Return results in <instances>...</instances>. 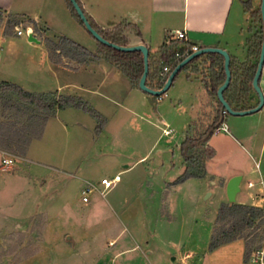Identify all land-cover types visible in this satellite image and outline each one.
<instances>
[{
  "label": "rangeland",
  "instance_id": "obj_1",
  "mask_svg": "<svg viewBox=\"0 0 264 264\" xmlns=\"http://www.w3.org/2000/svg\"><path fill=\"white\" fill-rule=\"evenodd\" d=\"M259 3L251 4L252 10ZM16 5L28 11L48 6L47 17L57 18L62 31L75 42L90 50L97 47L85 27L74 21L65 0H17ZM242 8L233 5L228 27L232 31L242 29L236 46L243 50L242 60H246L248 40H253L261 25L258 15L252 17ZM10 22L17 23L12 27ZM28 26L42 42L45 37H61L31 24L27 17L3 12L0 81L23 84L26 90L46 97L57 96L55 88L42 86L50 79L45 68L27 61L28 57L40 60L44 44L32 49L26 35L17 34L16 28L24 31ZM184 73L182 70L178 77ZM66 79L81 82L87 89L101 81L86 75ZM171 92L134 115L123 113L100 95L85 92L83 99L107 117L99 133L96 119L80 109L68 107L44 117L16 96L0 93V121H16L28 141L23 154L16 146L0 153V264H165L172 255L178 259L189 255L185 259L189 264H245V255L264 245V208L253 199L261 186L260 177L249 173L254 164L245 157L248 152L259 157L264 187V111L227 113L224 121L228 131L213 135L209 143L214 149L208 160L209 171L215 176L191 177L173 184L184 169L180 142L209 125L218 105L209 97L211 111L196 119L186 135L191 102L184 99L177 105ZM257 102L252 93L249 103ZM159 103L165 112L175 104L168 117L173 128L170 134H164L165 126L153 108ZM4 157L14 159L8 169L1 167ZM238 168L247 171L245 183H256L248 188L242 182L239 198L248 206L261 208L263 214L241 237L209 250L212 233L222 225L215 222L217 210L221 203H229L225 182L219 176ZM115 174L120 175L121 182L104 198L95 195L94 202L81 200L84 180L97 181Z\"/></svg>",
  "mask_w": 264,
  "mask_h": 264
},
{
  "label": "crops",
  "instance_id": "obj_2",
  "mask_svg": "<svg viewBox=\"0 0 264 264\" xmlns=\"http://www.w3.org/2000/svg\"><path fill=\"white\" fill-rule=\"evenodd\" d=\"M245 1L246 0H79L85 14L101 29H110L121 21L134 24L139 33L133 28H129L123 33L128 39L129 45L145 44L148 47L149 53L154 56H157L158 48L170 40V32L180 30L184 31L186 41H189L192 45H197L198 48L207 46L224 48L229 53L230 57L233 56L240 62L244 61L242 60L244 53L241 48L236 46V43L242 35V29L238 27V29H233V31L232 29L230 30L228 27V20L233 5H238L239 8H242V4ZM250 1L251 4H253L258 0ZM16 4L17 0H0V9L5 13H14L27 17L33 21L31 24L36 25L38 28L45 29L46 32H49L53 36H65L72 39L66 31H62L63 29L57 18L47 17L46 12L48 6L45 8L41 7L38 9L39 11H28L25 8H19ZM74 21L78 23L75 19ZM32 34L33 37L39 40V42L28 40V34L25 33L26 42L32 45V49L37 50L36 44L42 45L43 42L33 31ZM95 50L96 46L90 51L94 53ZM104 60L105 59L102 57L98 58L92 56L85 63H77L74 60H70L71 62L65 60L63 64L53 63L49 60L46 48L43 44V52L40 56V60L37 61L34 58L28 57L27 61L28 63L34 64L39 69H41V67H43V69L45 68L50 79L48 82L43 83L44 85L42 86H46V88H55L54 91L58 95H74L80 96L83 99L86 98L84 95L85 92H91L93 95H100V97L106 101L115 103L118 109L120 108L123 113H130L132 115L136 114L139 108H148V104L150 107V94L132 86L129 80L113 64L110 62L108 63L107 60H105L107 61L105 62ZM199 62L200 60H198V63ZM190 68L182 69L185 70V73L181 78L178 77V74L182 71L180 70L166 90V92L172 91L171 96L177 105H180L184 99L190 100L191 102L190 106L192 109V115L187 118L190 119V121L185 123L187 127L186 135L189 134V130L191 129V126H193L192 123L196 121V119L202 117V115H208L212 108V103H208V99L211 96L208 94L202 81L203 73L193 72ZM73 75H86L89 78L96 77V80L101 78V81L99 80L96 85L97 87L87 89V87L81 82L79 83L77 81L66 79V77H73ZM122 75L128 82H126ZM62 76L65 78L63 79L64 81H61ZM18 85L24 88L23 84L18 83ZM259 85L264 94V65ZM166 92L162 95V100L164 99L163 97H165ZM161 99H157L158 102ZM116 101H119L120 103H117ZM162 106L163 103H159L155 110L158 111L157 114L160 122L165 126L163 130L168 131V133L164 134H170L173 131V128L169 125L170 122L168 121V117L171 116L170 114L175 110V104H172L170 111L168 110L166 112L163 111ZM59 111L62 110H57L56 115ZM259 111H264V104ZM223 124H225V121ZM221 131L223 130H220L213 135L219 134ZM227 131L228 130L223 132ZM199 132L200 131H198V133ZM196 133L197 132L193 131V135H196ZM244 138L250 140L248 135H245ZM210 140L211 138L209 139L208 144L210 143ZM3 152L5 151L0 149V153ZM243 154L245 155L244 152ZM245 157H247L248 160H252L254 164V167L250 169L249 173L256 172L261 178L260 166L258 169L255 166L256 163H259V157L251 156L249 152L246 153ZM205 169L204 178L215 176L209 171L208 160L205 163ZM244 172L247 171L238 168L232 171L231 174L227 176L221 175L219 178L222 179L226 185V182L230 177L240 174L242 176V182L245 185ZM207 175L208 177H205ZM86 181L87 180H84L82 185H84ZM120 182L121 179L117 185H119ZM242 182L241 184H243ZM125 183V185L128 184L127 182ZM239 195L240 194L236 195L237 203L248 204V202L242 201L241 198H239ZM93 199L95 198L93 197L91 202H94ZM174 258L177 257L172 255L169 260Z\"/></svg>",
  "mask_w": 264,
  "mask_h": 264
},
{
  "label": "trees",
  "instance_id": "obj_3",
  "mask_svg": "<svg viewBox=\"0 0 264 264\" xmlns=\"http://www.w3.org/2000/svg\"><path fill=\"white\" fill-rule=\"evenodd\" d=\"M65 1L74 19L84 26L70 0ZM76 1L82 8L79 0ZM243 7L245 11H250L252 17L259 16L261 26L259 32L253 34V40H248L247 59L237 62L235 57H230L229 68L231 71V80L229 85L224 89L223 95L235 110H245L255 106L250 104L249 101L251 100L252 93H255L257 96L252 85V80L257 68L263 40L261 0L256 10H252L250 0L243 2ZM86 17L91 26L105 39L118 45H129L128 39L123 35L125 30L133 28L139 33L134 24L125 21L119 22L110 29H101L89 16L86 15ZM2 19L3 11L0 9V22ZM28 21L33 23L30 19ZM16 23L10 22V26L13 27ZM96 41L97 47L95 52L92 53L85 46L65 36H61L59 40H54V38L50 37L43 39L48 58L51 62L60 64L66 58L67 60H74L77 63H85L92 56L102 57L113 64L129 80L132 86L139 88V80L144 68L142 53L137 50H117L98 40ZM192 52V44L189 41L170 39L158 48L157 56L149 53L146 85L154 90L160 89L173 68ZM251 58L255 60L250 61ZM198 60H200L199 63ZM223 62L224 58L222 55L216 52H207L193 58L180 69H188L191 67V71L203 73L202 81L204 87L208 94L216 99L218 108L209 125L196 135L186 136L180 143V153L184 169L172 182L173 184L181 183L191 177H203L206 171L205 163L214 155V149L208 144V141L216 133L217 128L224 123V117L227 114V112L223 111L221 102L217 98V89L225 79ZM165 67L167 68L166 70H164ZM0 93L16 96L21 103L35 108L44 117L54 116L57 110L72 107L80 109L96 119V132H101L106 125V117L90 106L86 100L78 96L59 94L53 97H46L41 93L30 92L20 85L9 81H0ZM150 98L151 103L157 104L159 96L150 94ZM153 108L156 109V106H153ZM27 142L24 129L20 128L16 121L12 119L0 121V149L12 150L10 147L16 146L17 151L23 154ZM262 214L263 210L257 206H248L247 204L237 202L221 203L217 210L215 222L218 225H222L212 233L208 244L209 250H213L224 243L232 241L236 237H241L244 230L250 227L254 220ZM245 256L247 257V254Z\"/></svg>",
  "mask_w": 264,
  "mask_h": 264
},
{
  "label": "water",
  "instance_id": "obj_4",
  "mask_svg": "<svg viewBox=\"0 0 264 264\" xmlns=\"http://www.w3.org/2000/svg\"><path fill=\"white\" fill-rule=\"evenodd\" d=\"M70 2L72 3L73 7L77 11V14L79 15L81 21L83 22L86 30L96 40H98L99 42H101L105 45L111 46L117 50H121V51H136L137 50V51H140L142 53L144 68H143V73H142L140 80H139V88L142 91H144L148 94H151V95H155V96L162 95L163 93L166 92V90L170 86L175 75L179 72V70L186 63H188L193 58H195L201 54H204L207 52H216V53L222 55L224 58L223 66H224V71H225V79H224L223 83L217 89V98L221 102V106L225 110V112H227L229 114H233V115H246L249 113L256 112L262 108V106L264 104V94H263V91L259 85V79H260L262 68L264 65V0H261V16H262V20H263V40H262L260 55H259V59H258V63H257V68H256V71L254 73L253 80H252L253 88L258 95V103L254 107L249 108V109H245V110L233 109L230 106V104L226 101V99L224 98L223 91L229 85V82L231 80V71L229 68L230 55L227 52V50H225L224 48L207 46V47L199 48L196 51H193L191 54H189L187 57H185L182 61H180L173 68V70L168 75L164 85L160 89L154 90V89L149 88L146 85V77H147L148 68H149V64H148L149 50H148V47L145 44H133V45L123 46V45H118L114 42H111V41L105 39L98 31H96L91 26L90 22L88 21L86 15H85L84 11L82 10V8L80 7L79 3L76 0H70ZM28 40L39 42L38 39L33 37V34L31 32L28 33ZM241 182H242V176L240 174H237V175L230 177L228 179V181L226 182L225 193H226L227 201L229 203H234L236 201V195L241 189ZM67 238H69V236Z\"/></svg>",
  "mask_w": 264,
  "mask_h": 264
},
{
  "label": "built area",
  "instance_id": "obj_5",
  "mask_svg": "<svg viewBox=\"0 0 264 264\" xmlns=\"http://www.w3.org/2000/svg\"><path fill=\"white\" fill-rule=\"evenodd\" d=\"M16 32L18 35L22 34H28L29 32L32 33V29L30 27H27L24 31L21 29L16 28ZM170 39H179V40H185L186 41V36L184 31L180 30H174L170 32ZM197 45H192V51L198 50ZM167 68L165 67L164 70ZM164 94V93H163ZM162 94V95H163ZM162 95H159L158 99L162 98ZM225 112V110H223ZM223 130L226 131V125L222 123L220 127L217 128L216 132ZM165 133H168V131H164ZM14 164V159L11 157H4L1 159V167L3 169H8ZM256 168H259V163H256ZM120 175L115 174L112 177H102L101 179L97 181H86L83 188L80 191V197L81 200L85 203L91 202L92 198L95 195L104 197L107 192L111 189H113L117 183L120 181ZM261 186H259L258 192L253 195V199L257 202H259V206L264 208V187H263V180L260 178L259 180ZM256 183L250 180L246 181V186L248 188H252ZM186 258H189V255H185L183 258H174L170 260L169 262L165 264H189L185 261ZM245 264H264V245H260L257 247H254L251 249L249 255L247 256V259L245 261Z\"/></svg>",
  "mask_w": 264,
  "mask_h": 264
}]
</instances>
